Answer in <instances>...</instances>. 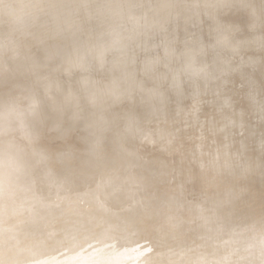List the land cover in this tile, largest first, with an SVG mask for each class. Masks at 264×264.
I'll list each match as a JSON object with an SVG mask.
<instances>
[{"label":"rangeland","instance_id":"374dc122","mask_svg":"<svg viewBox=\"0 0 264 264\" xmlns=\"http://www.w3.org/2000/svg\"><path fill=\"white\" fill-rule=\"evenodd\" d=\"M50 1L0 0L1 106L4 103H26L31 96L28 95L31 90L38 100L36 102L42 104L43 120L47 115L55 117L51 112L55 107L51 110L49 108L50 101H57L64 106L59 109L61 120H53L49 125L39 126V136L32 140L38 150L47 148L55 154H48L47 151L42 155L43 159L51 157L52 161L53 156H57L61 163L69 154L78 153L80 155L76 158H81L88 140L91 142L94 137L90 128H86L85 119L103 113L107 124L96 141L113 149L111 144L116 140L117 144H120V153H124L119 160H124L126 164L133 159L136 162L135 173L146 169L147 172L144 173L148 174L141 185L160 190L150 192L149 198L154 202L170 194L174 185L177 187L180 182L183 183L185 175L190 173L187 186L183 185L182 188L180 183L181 188L172 192L174 195L182 194L180 204L178 202L176 205H181L179 207L182 211L179 210L177 217L179 207L175 208L176 220L173 218L170 223L172 227L169 224L168 230L164 231L163 236L167 238L168 235V240L163 237L164 244L168 241L164 245L165 249L168 247L166 252L174 254L172 245L174 252H179L176 250L179 248L174 249V246H178L186 231H181L180 234V231L177 232V218L187 214L192 205L207 207L217 198L225 201L223 210L220 207L223 223L232 226L233 231L236 230H230L232 233L227 241L234 240L232 235L236 237L238 231L242 232L240 236L245 240L263 238L264 72L258 71H264V0H135L129 7L119 5L114 8L110 4L111 0H52L54 6ZM121 1L124 0H116L117 4ZM162 5L165 6L163 9L160 8ZM61 7L65 8V11ZM84 8L85 10H82ZM129 11L134 12V17ZM155 11L156 16H151ZM145 22H151L150 26L136 29L144 26ZM114 36L118 37L121 46L118 47L115 43L114 47L108 48L106 44ZM78 38L81 41H78ZM82 40L84 42L81 44ZM103 45L106 48H103ZM188 58L191 69L186 68ZM69 62H75L77 66H69ZM16 66L23 69V73L15 71ZM259 73L262 81L259 80ZM86 77L92 82L84 87L82 83ZM19 79L24 80L18 83ZM113 79L118 80L115 86L110 82ZM239 80L240 82H237ZM49 81L59 85V90L48 93L43 83ZM17 83L26 86L17 88ZM96 93L99 96V104L95 107L90 103V99ZM152 93L155 95L150 96ZM66 95L74 97L72 102L79 100L76 110L71 111L72 102H64ZM129 120L133 123L128 124ZM92 121L91 119L90 124L89 120L87 122L91 128ZM9 130L6 132L7 136H21L18 130ZM159 131H164L163 135L166 137L156 138L150 134L148 140L147 135L142 136ZM3 137H0L1 144L8 141ZM20 138L17 144L29 152L31 145L28 142L31 140L22 141ZM168 139L172 142L171 145L166 141ZM126 149L131 155L125 153ZM218 154L223 155L220 157L222 162L219 160L220 166L215 170L210 166ZM224 161L227 163L223 164ZM61 165L62 163L59 168ZM37 168L38 164L35 166L36 178H42L44 175L39 173ZM115 168L108 167L105 172L108 174L115 171ZM61 170L55 169L54 178L59 181L57 185H51L48 189L42 182L47 189L44 191L38 180L36 186L34 179L32 191L35 189V193L37 191L42 200L45 197L51 199L56 210L61 207L69 208L72 203H76L82 210L95 207V200L77 199L80 198L79 194L93 191L97 181H94L96 175L93 174L89 179L84 178V172L82 174L76 169V175L79 174L80 177L71 175V179H74H66L63 184L62 175L67 172ZM116 173L115 171L114 174L118 176ZM163 178L165 180H162ZM159 186L163 187V190L159 189ZM231 189L235 191L234 195L229 191ZM226 190L232 195L223 193ZM109 200H102V204L117 208L116 210L122 209V201ZM64 210L67 212L68 209ZM146 210L150 211V205L139 199L128 206L127 212L128 215H141L143 211V214H147ZM206 211L212 214L213 210ZM206 214L207 212L203 215ZM139 218L141 219V216ZM252 220L254 224L249 225ZM215 223L217 221L211 217L208 229H212ZM70 226L71 232H79L77 225ZM173 226L175 232L170 229ZM199 228L192 231V234H187L181 241L188 245L187 250L190 252L204 251L208 249V244L215 241L205 236L208 241L204 242ZM219 228V235L225 233L223 227ZM169 230L174 232L173 235ZM89 232H93V228H89ZM127 232L129 235H125L124 240L129 241V236L134 237V234ZM165 232H170L171 236L168 233L165 235ZM176 233L178 237L175 236ZM173 239H179V242ZM200 239L202 242L198 244ZM236 239L233 243L230 242L231 245L229 242L225 244V240L221 242H224L223 244L214 246H223L220 249L213 248L214 244L210 245L212 251L216 249L214 253L222 249L226 251V256L230 259L221 264H264V240L259 241L260 244L257 242L258 246H254L253 252L250 251L248 256L239 261L231 257L237 249L232 248V244L237 242ZM93 244L95 242L88 244V248ZM170 248L171 251H168ZM258 251L263 253L256 258L254 255ZM161 253L165 251L161 250ZM161 253L158 251L156 254L162 256ZM168 253L163 255V259L168 260L164 261L160 257L162 262L177 263L172 254L171 259L166 258ZM156 254L155 257L158 256ZM151 256H147V262H151L154 255ZM0 260H3L1 256Z\"/></svg>","mask_w":264,"mask_h":264},{"label":"bare ground","instance_id":"6f19581e","mask_svg":"<svg viewBox=\"0 0 264 264\" xmlns=\"http://www.w3.org/2000/svg\"><path fill=\"white\" fill-rule=\"evenodd\" d=\"M79 1H83V0H79ZM134 1L135 0H130L129 2V0H124V1H121V3L119 2L117 4L116 0H111L110 4L112 5L113 8L119 5H121L122 7H129L132 5ZM50 2H52V0ZM53 2L51 4L52 6H54ZM87 4L88 6H90L89 3ZM21 7L22 6H20V9H22ZM164 7L165 6L162 5L160 8L163 9ZM61 8L63 9V11H65L64 10L65 8L63 7ZM74 9H77V8H74ZM37 10L38 9L36 8V11ZM82 10H85V8ZM48 14H51V13L48 12ZM60 14L61 13H59V15ZM64 14L65 12L63 13V15ZM79 14H76V15L78 16ZM129 14H131L134 17L133 11L132 12L129 11ZM24 15H27V14H24ZM151 16H156V11L153 12ZM87 18H89V16ZM70 19L72 18L70 17ZM146 24L147 22H145L144 26H141L139 27V29L138 28L136 29L141 30V29H145L150 26L149 24L147 25ZM118 29L120 31V28ZM116 35L118 36V34ZM117 36H114V38H112V40L108 44L106 43L104 44H106L108 48L114 47L116 44H117L116 46L120 47L121 45H120V42ZM85 38L87 40V37ZM79 40L80 39L78 38V41ZM83 40L81 44L84 42ZM103 46H101V49L106 48L105 45ZM261 54L262 53H260V55ZM249 58H250V55H249ZM119 59L118 61H121ZM247 61L245 62L247 63ZM2 63H3V57H1V65ZM189 63L191 62H189V58H188L187 65H186L187 69L192 68V66L189 65ZM243 64L245 65V63ZM68 65L74 66V67L77 66L75 62H69ZM260 70L258 72H261V73L264 72ZM15 71L23 73V69L17 66L15 67ZM258 72H257V75H258ZM33 74L35 75L36 73H33ZM116 79H113L110 81L111 83H114L112 84L113 86H115L116 81H118ZM22 80L24 79H19L18 83L22 82ZM259 80L262 81L261 75L259 76ZM90 82H92L91 79L86 77L83 79L82 84L84 85V87H86V85L89 84ZM237 82H240V80ZM18 83L15 84L17 88L18 87L23 88L24 86H26V84H18ZM43 84H44L43 86L45 90H48L47 91L48 93H51V91L53 92L57 91L60 88L59 85L54 83V81H49ZM80 94H83V93H80ZM28 95H31V96L28 98L26 103L25 102L4 103L2 106L0 104V137L2 139V137L4 136L3 139L5 140L8 139V141L6 142L3 141L4 142L3 144H1L2 140H0V256H1V259H3V260H0L1 262L0 264H167V263L170 264L169 263L170 261H167V263L166 262L164 263L160 259V257H162L163 259V255L168 253L166 252L168 247L166 249L164 248V245L168 241L167 242L165 241L166 243L164 244L163 237L165 236L163 235H164V231L168 230L167 228L169 224L172 222L173 218L175 217L174 215L175 208L181 206L179 205L180 204L179 200L182 198L181 197L182 194L174 195L173 194L174 189L175 190L180 189L183 185L187 186L190 173H187V175H185V178L182 180L184 181L183 182L184 184L180 182L181 187H180V183L178 184L177 187L175 184L173 191H172L173 193L171 192L170 194H167L165 198L160 197V199L162 198L160 201L154 202L152 199L149 198L151 194L150 192L151 191L152 193L159 192L160 190L156 191L154 190L153 187H147L148 188L147 189L146 187H143L141 185V182H143V180L145 179V176L148 174V173H144V172H147L146 169H140L139 170L140 172L135 173L136 170L134 171L135 169L134 167H135L136 162L133 161V159H131L126 164H124V160H119L122 158V154L124 153H120L119 148H118L120 147V144H117L116 140L113 141L111 144L113 145V149H110L109 147L102 145L103 143L98 144V142L96 141V139H98L97 138L98 135L99 134L101 135V133H103L102 129L107 124V119L104 117L103 113L91 115L89 117H86L85 119L84 123L87 124L86 128H90V133L94 134V137L91 138V142H89L90 140H88L87 145H86L87 148L84 152L81 153L83 154L81 158H76L77 155H80L79 153L76 155L69 154L67 157H65V159H63V162H61L62 165L59 168V165L61 164L59 163L60 158L57 156H53L52 161H51V157L44 160L42 155H44L45 152L48 151L47 152L48 154H50V152L52 155H55V154H53L52 151H49L50 149L47 150V148L46 149L40 148L38 150V147L36 148V146L32 144V143H35L32 140L37 138V136H39L38 135V130L40 129L39 126L49 125V122H53V120H56V122H59L58 120H61L59 119L61 118L60 116L61 111L59 109H62V107L64 106H62V104H59L57 101H50L51 107L49 108L51 110L53 107H55L51 110L52 115H54L55 117H50L49 115H47L46 119L43 120L42 117L44 116V114L42 113V104L40 102H36L38 100H36L37 98L33 90H31ZM93 95L94 96H92L90 99V103L92 105H95L96 107L97 104H99L97 103L99 96L97 93ZM152 95H155V93H152L150 96ZM65 97H66V100L64 102H68V103H71L72 98H74L70 95H66ZM78 102L79 100L77 102L76 101L72 102V106L70 107L71 111H74L77 109L76 105H78ZM72 115L75 116V114H72ZM76 115L78 116L77 113ZM72 119L74 120V118ZM91 119L93 120L91 123L92 128L89 127ZM130 123H133V122L129 120L128 124ZM9 129H12V130H9ZM7 130L11 132L12 131L15 132L18 130L21 133V136H18L17 138L15 137L12 138V134L7 136V133H6ZM150 134L155 136L156 138L166 137L165 135H163L164 131H159L157 133L149 132L147 134H143L142 136L145 137L147 135L148 137L147 139L149 140L150 139L149 137H151ZM19 137H21L20 140L22 141L31 140V142H28L29 145H31L29 152L26 149H24L23 146L20 147L17 144V140H19ZM166 141L169 142L170 145L172 144V142L169 139ZM10 143L12 146L10 145ZM164 146L165 148H167L166 145ZM37 150L39 152H37ZM126 152L128 155H131V153L128 152V150L125 151V153ZM85 154L86 156H84ZM222 156H223L222 154H218L214 158L215 161L212 162L210 167L216 170L217 167L220 166L218 165L219 160L222 162L221 160L222 158L220 159V157ZM198 159H202V158L198 157ZM215 162L216 164H214ZM226 163L227 162L225 161L223 162V164H226ZM37 164H38V168H37L38 172L44 175L42 178H36L35 166ZM148 164L149 163H145V165H148ZM108 167H111V168L116 167L115 171L118 173V176L114 174L115 171H111L107 174L105 170ZM118 167L119 169H117ZM56 168L57 170L62 169L61 172L63 170L67 172L62 175L63 184L66 179H68L69 181H72V179H74V178L71 179V175H75L74 177H78V176L80 177L79 174L76 175L77 173L75 171L76 169L81 173L84 172V174L82 173L84 178L89 179L90 176H93V174H95L97 178H95L94 181L95 180L97 181H95V186L92 188L93 191L91 190L90 192L79 194L80 198L77 199V201L83 200V199L88 200L89 198L91 200H95V202L97 201L95 207L92 206L90 208H85L87 210H82L78 205L76 206V203L75 204L72 203L69 208L61 207L56 210V208L52 206L53 201L51 199L45 197L42 200L39 197L40 195H38L37 191L35 193V189L32 191V186L34 187L33 185L34 179L35 181L36 180L39 181L44 191H46L47 189L42 185V182L45 183V186L48 189L50 188L51 185H57L59 181H56L57 178H54L55 176L54 174L56 173L55 171ZM158 180L160 181V178ZM162 180H165V179L163 178ZM36 186H37V181H36ZM195 187L197 188V185ZM159 189L163 190V187L159 186ZM226 191H224L223 193L230 194L229 191H232L234 195V192H235L233 189L227 192ZM219 194H221V192ZM207 195L209 196L210 193H208ZM231 197H234V196H231ZM104 199L106 201H110L109 199H112L111 202L122 201L124 205L122 206V209L116 210L117 208H114V209L113 207L110 208V206L108 205L106 206L104 203L103 205L102 200ZM139 199L142 201L144 200L145 204L150 205V211L146 210L148 212L147 214H143L145 212L143 211L141 212V215H139L138 213L128 215V212H127L128 206L132 203L138 202ZM178 202L179 204L178 206H176ZM213 202L214 203H212L210 206H207V207H202L203 205H194V206L192 205L190 208H188V210L190 209L191 210L186 212L187 214L185 215L182 214L181 216L179 215L180 217L177 218L178 224L176 225V228H175L177 232L180 231L179 232L180 234L181 231L184 232L186 230L184 236L180 239V243L178 244V246L176 245L177 244L176 242H179V239H177L178 241L175 239L176 244L174 243V245L176 246H174V249L178 247L179 249H176V250H179V252L177 253L176 251L174 252L173 245L171 247L174 253V254L172 253L171 254L173 255L174 259L177 260L178 264H214L217 262L221 264L223 263L224 260L230 259L229 257L226 256V251H224L223 249L220 251H217V253L213 252L219 248V247H214L216 244H220L222 241H225V240L227 241V238L230 235V233L236 232L234 227L233 229L235 231L232 230V226H228L222 221L223 216L222 214L220 215L221 213L220 207H221V210H223L222 206L225 201H220L217 198V200ZM63 208L68 209L67 212ZM177 210L178 212L177 211L175 212H177V217H178V214L182 210H180V207ZM206 210H210V211L213 210L212 214H210L211 212H208ZM206 212L207 214L206 216H204ZM139 216H141V219L139 218ZM211 217H214V220L217 221V223H215L212 226L213 227L212 229L211 228L208 229V226L210 225ZM174 219L176 220V218ZM194 222L195 224H193ZM253 224H254V221L252 220L249 223V225H253ZM70 225H77L78 226L77 230L79 232L77 234H75L74 232H71L70 229L72 227ZM198 227H200L199 228L200 235L202 234L201 239L204 240V242L206 240L205 236L210 237V239L212 240L215 239V241L211 244H208V246L206 244L208 249L201 251L202 253L194 252V251L190 252L189 249L187 250L188 245H185L181 242L183 241L184 237L187 236V234L188 235L192 234L191 232L196 230V228ZM206 227L208 230L206 229ZM219 227H223L225 233L219 235V231L217 230ZM89 228L90 229L93 228L94 233L93 232L90 233ZM170 229L173 230L174 226L173 228H170ZM230 230H232V232H230ZM127 231L134 234V237L129 236V241H127L126 239L124 240L125 235H129ZM173 231L175 232V230ZM174 232H171V234ZM167 233L165 235H167ZM241 233L242 232L238 231V235L236 237L235 235H232L234 237L233 238L234 240L235 238H237L236 239L237 242H235L234 245L232 244V248L236 247L237 249L235 253L232 254V256L230 255L232 258L238 259L239 261L243 260L245 256H248L250 251L253 252L252 249L254 248V246L256 247L257 242L264 240V237L261 239L252 238L249 240L248 239L245 240V238H242V236H240ZM171 234L169 235L171 236ZM176 235L177 233L175 234V236ZM231 238L229 237V239ZM166 239L168 240V235ZM201 239L198 240L197 242L198 244H201L200 243L202 242ZM170 240L172 239L170 238ZM234 240L231 239L227 241V243L225 242V244H228L229 242V245H231L230 242L232 241L231 243H233ZM207 241L208 240H206V242ZM94 242L95 244H93L92 246L88 248V244H91ZM143 242H145V244H142ZM258 244H260V242ZM191 245L194 246L193 244ZM210 245H212L213 248H216V249L212 251L211 249L212 246L211 248H209ZM171 248L168 251H171ZM226 248H228V246ZM161 250H163V252L165 251V253H161ZM158 251L163 255L159 256V254H156ZM263 252L261 253L259 251L256 252L254 257L257 258ZM155 254L158 255L157 256L158 258L155 257ZM171 254L168 253V256L166 255L167 257L166 256L165 257L166 258L170 257L171 259V256H172ZM149 255H152V256L154 255L152 260L150 259L152 263L147 262L146 258H148L147 256ZM4 257H5V260H4ZM174 259H172L173 261V262L171 261L172 263H174ZM163 260L165 261L168 259H163ZM177 263H174V264H177ZM232 264H241V263L234 262Z\"/></svg>","mask_w":264,"mask_h":264}]
</instances>
